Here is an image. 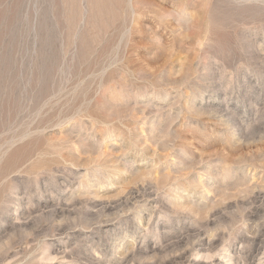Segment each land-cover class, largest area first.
<instances>
[{"label":"rangeland","instance_id":"374dc122","mask_svg":"<svg viewBox=\"0 0 264 264\" xmlns=\"http://www.w3.org/2000/svg\"><path fill=\"white\" fill-rule=\"evenodd\" d=\"M254 263L264 0H0V264Z\"/></svg>","mask_w":264,"mask_h":264},{"label":"bare ground","instance_id":"6f19581e","mask_svg":"<svg viewBox=\"0 0 264 264\" xmlns=\"http://www.w3.org/2000/svg\"><path fill=\"white\" fill-rule=\"evenodd\" d=\"M133 192V191H132ZM255 241V240H254ZM56 247V246H55ZM254 262V261H253ZM255 264V263H254Z\"/></svg>","mask_w":264,"mask_h":264}]
</instances>
